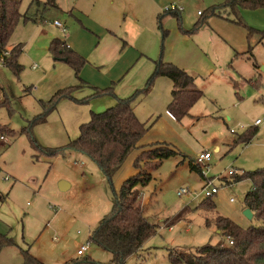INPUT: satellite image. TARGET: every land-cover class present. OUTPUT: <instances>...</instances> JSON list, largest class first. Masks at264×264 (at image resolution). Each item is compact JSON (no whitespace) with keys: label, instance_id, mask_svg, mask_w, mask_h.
Returning <instances> with one entry per match:
<instances>
[{"label":"rangeland","instance_id":"374dc122","mask_svg":"<svg viewBox=\"0 0 264 264\" xmlns=\"http://www.w3.org/2000/svg\"><path fill=\"white\" fill-rule=\"evenodd\" d=\"M68 1L57 0V6ZM208 1L177 4L184 10L180 21L165 13L158 22L164 35L158 32L122 56L131 52L138 60L120 81V89L116 87V94L121 90V95H133L142 90L153 62L161 61L184 70L204 95L180 121L166 112L172 84L165 77H156L148 93L135 100L134 113L149 129L142 145L166 143L177 154L149 169L150 182L136 188L143 217L156 232L124 264H172L169 257L177 250L195 254L208 244L226 242L212 224L216 216L243 230L261 224L244 215L245 196L252 190V182L242 179L234 183L227 172L241 175L264 169V125L256 128L249 143L240 141L264 114V38L260 44L248 41L246 29L229 21L235 17L232 10L225 9L228 21L212 17ZM29 2L21 0L20 14L27 11ZM238 12L246 27L255 28L264 37V9ZM59 14L50 9L41 22L40 16L36 22L21 18L7 44V50L20 46L17 63L21 71L15 75L0 65V239L12 241L0 248V264H22L23 251L52 263L61 254L76 256L77 249L86 243L90 244L91 259H110L106 251L88 241V236L111 213L113 191L117 193L123 182L137 173L133 161L138 151L130 153L111 185L85 154L46 152L76 140L91 115L114 106L117 99L93 98L88 96L90 89L82 88L70 99L61 100L53 111L42 108L40 101L78 84L65 62L54 61L48 50L50 42L71 35L86 56L91 47L80 40L77 23ZM54 20L66 23V32L55 27ZM86 60L85 77L95 82L101 79L97 73L114 77L123 64L93 69L91 58ZM253 62L259 69H254ZM41 117L44 120L38 121ZM215 146L219 151H214ZM201 152L211 155L208 166L202 168L206 179L191 169ZM207 179L218 189L210 199L212 211L199 208L206 201L202 189ZM62 182L67 185L63 191ZM181 189L186 193L177 197ZM206 221L211 225L206 226Z\"/></svg>","mask_w":264,"mask_h":264},{"label":"trees","instance_id":"16d2710c","mask_svg":"<svg viewBox=\"0 0 264 264\" xmlns=\"http://www.w3.org/2000/svg\"><path fill=\"white\" fill-rule=\"evenodd\" d=\"M20 3L21 0H0V65L11 69L15 75L21 71L17 63L21 48L18 45L7 50V44L19 20L22 18L26 22H36L39 19L37 17L40 16L39 22H41L44 14L56 7V0H45L43 3L32 0L27 11L22 15L19 12ZM218 7L211 9L210 15H214L219 9L232 10L235 17L229 21L247 30L248 41L258 34L245 26L238 16V11L264 9V0H225ZM177 19L180 21L179 17ZM162 33L164 35V32ZM48 50L54 61L65 62L74 72L75 78L79 80V73L85 64L83 58L70 50L64 41L58 39L50 42ZM248 51L251 53V47ZM159 76L165 77L172 84L171 99L166 112L170 118L180 121L203 97V92L195 87L194 79L182 69L159 61L155 64V71L142 90L136 91L127 99H118L113 107L102 113L92 114L90 121L80 127L79 137L70 141L65 147L46 151L51 155L56 151L65 150L85 154L99 167L109 185L130 153L138 151L133 161L137 173L126 179L117 193L113 191L111 213L100 221L88 239L89 242L110 254L109 264H124L129 257L139 253L144 243L155 235L156 227L149 224L143 217L141 195L136 188L144 187L150 182L149 169L158 167L163 160L177 154V151L166 143L140 144L149 129L137 119L134 113L135 100L139 96L144 97L153 80ZM82 86L87 85L82 83L59 90L48 101H40V104L42 108H49L48 112L53 111L61 100L70 99L71 94ZM102 96H114L113 87L106 90L95 88L91 95L93 98ZM43 120L44 118L41 117L38 121ZM256 132V127L248 130L240 141L249 143ZM191 169L202 177L199 167L193 164ZM242 179L252 182V190L245 196V205L253 218L261 224L243 230L227 218L216 216L212 224L218 234L226 238V242L208 244L199 248L195 254L177 250L174 256L169 257L172 264H264V169L233 175L231 178L234 183ZM225 183L228 184L227 181ZM210 199H205L206 201L199 208L214 210ZM209 225L211 222L206 221V226ZM2 238L0 248L6 243L12 244V241L5 238L2 240ZM84 261L89 260L84 259ZM22 264L42 263L32 257L28 251H23Z\"/></svg>","mask_w":264,"mask_h":264},{"label":"crops","instance_id":"0c3cea01","mask_svg":"<svg viewBox=\"0 0 264 264\" xmlns=\"http://www.w3.org/2000/svg\"><path fill=\"white\" fill-rule=\"evenodd\" d=\"M31 1L32 0H30V2ZM38 1L43 3L45 0ZM187 1L188 0H69L65 6L60 7L57 6L58 3L56 0V7L54 9H56L57 12L60 13L59 15L62 14V17H65V15L71 17V21H73V23H77L76 25L79 28L78 32L80 40L85 44H90L91 47L89 49L88 55L86 56L79 50L82 45L79 46L78 43H75L71 35L66 37L65 40H58L64 41L66 46H68L70 50L84 59L85 64L87 63L86 58H91L93 69H99L106 65L114 66L119 62L123 63L119 67L120 69L118 68V73L114 77L108 78L97 73V75L101 78L99 82L91 81L85 77L86 65L84 64L85 66H83L79 73V80L75 78L78 81V84L75 86H78L82 83L87 85L79 87L78 89H90V95L88 96H91L94 93L95 88L98 90H106L113 87V97L117 98H115L116 101L118 99H127L128 97L132 96V94L121 95V90H119L117 94L115 93L116 87L117 89L118 87L119 89L121 87L119 85L120 81L130 72V70L135 66V63L138 60L137 58H135L133 52V54L129 52L127 56L122 58V56L124 55L123 53H126L125 51L127 50L130 51L131 48L134 47V44H140L145 40H149L151 37H156L158 35V32H160V34L162 35L163 31L161 30L158 22L160 16L162 18L164 15H167L164 12V7L170 4H174L176 6H178L177 4L182 5L187 3ZM224 1L225 0H209L208 2L211 4V9H216L219 8L218 6L222 5ZM183 11L184 10L182 9L177 13L169 14L175 15L176 19L178 17L180 19L181 12ZM225 11V9H219L214 15L211 16L228 21L229 18L227 17V15L229 14L225 13ZM54 21H58L61 23L60 20ZM210 21L211 19L208 20V22ZM204 22L205 20L201 21L202 25L204 24ZM208 22L206 23V25L208 24ZM62 24L65 27L66 23ZM184 28L186 27L184 26ZM86 34L89 35L90 38H87ZM245 37H247V30ZM254 37L257 40H255ZM263 38L257 34L252 37L251 41H256V44H260ZM248 54L252 58V54L249 51ZM237 55H242V53L238 52ZM166 63L171 64L169 62ZM155 64L156 63L153 62V70L149 77H147L146 83L155 71ZM253 67L255 70L259 69L255 62H253ZM257 77L259 79L261 76L257 73ZM145 137L146 136H144V138ZM142 140L140 141L141 145ZM214 151H219V148L215 146ZM60 188L62 191L66 190L67 185L62 182L60 184ZM89 237L90 236H88V238ZM89 251L90 244L89 249L83 258H80V256L77 255L76 251V256H66L65 254H61V256L52 261V263H49L46 259L43 258H41V261L38 258H34L42 264H109L111 258L107 260H100L98 258L91 259L90 254H88ZM84 259H88L89 261L86 262L84 261Z\"/></svg>","mask_w":264,"mask_h":264},{"label":"built area","instance_id":"2783aa9c","mask_svg":"<svg viewBox=\"0 0 264 264\" xmlns=\"http://www.w3.org/2000/svg\"><path fill=\"white\" fill-rule=\"evenodd\" d=\"M181 10H182L181 7H178V6L174 5V4H170V5L166 6V7H164V12L165 13H177V12H179ZM53 25L55 27H57V28H60L63 32H65V27L60 22L54 21ZM34 68L35 67H33V69ZM253 125L255 127H259L261 125H264V114H263L262 118L255 120ZM0 139H2V137H0ZM210 158H211V155H210L209 152H201L193 160L194 161V165L201 169V174H202V177L204 179H206V178H205V175L203 174L202 168L208 166V162H209ZM74 165H77V163H74ZM233 175H235V173L233 171H228L227 172V176L232 177ZM217 191H218V189L213 186V183H212L211 180L205 181V184H204L203 189H202V193H203V196L205 197V199L211 198L213 195H215L217 193ZM185 193H186V191L184 189H181V190L176 192V196L180 197L181 195H183ZM230 202H233V199H230ZM88 249H89V244H87V243L82 245V246H80V248L77 250V255L80 256V257H84L86 252L88 251Z\"/></svg>","mask_w":264,"mask_h":264},{"label":"water","instance_id":"95a60500","mask_svg":"<svg viewBox=\"0 0 264 264\" xmlns=\"http://www.w3.org/2000/svg\"><path fill=\"white\" fill-rule=\"evenodd\" d=\"M244 215H245L248 219H250V218L252 217V213H251L250 210H248V209L244 212Z\"/></svg>","mask_w":264,"mask_h":264}]
</instances>
